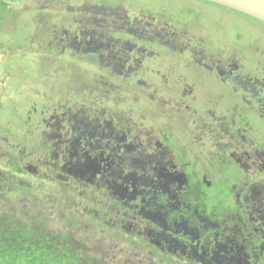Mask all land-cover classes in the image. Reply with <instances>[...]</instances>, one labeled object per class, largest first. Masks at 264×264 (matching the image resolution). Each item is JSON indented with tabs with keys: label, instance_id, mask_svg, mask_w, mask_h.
Listing matches in <instances>:
<instances>
[{
	"label": "flooded vegetation",
	"instance_id": "obj_1",
	"mask_svg": "<svg viewBox=\"0 0 264 264\" xmlns=\"http://www.w3.org/2000/svg\"><path fill=\"white\" fill-rule=\"evenodd\" d=\"M29 1L27 53L50 90L0 122V217L44 222L99 264H264V31L242 29L250 15Z\"/></svg>",
	"mask_w": 264,
	"mask_h": 264
},
{
	"label": "rangeland",
	"instance_id": "obj_2",
	"mask_svg": "<svg viewBox=\"0 0 264 264\" xmlns=\"http://www.w3.org/2000/svg\"><path fill=\"white\" fill-rule=\"evenodd\" d=\"M5 1L7 3L5 23L0 30V122L8 125L9 122L14 123L13 113L24 115L32 110V101L45 99L50 87L46 85L48 74L39 72V68L36 67L37 65H44L42 64L43 59H36V54L27 53V50L31 49L29 44L34 36V26L30 23L29 15L21 14L20 11H22L24 3H30V1ZM171 1L183 3L185 0ZM209 5L207 10L212 11L213 15L233 23L230 10L214 4ZM244 18L245 20L240 19L242 29L253 34L264 31V27L256 25L261 21L250 16ZM262 23L264 24V22ZM22 38H27V42L18 45ZM22 133L23 131L17 132L18 135ZM10 149L1 141V153ZM14 149L17 150L18 148Z\"/></svg>",
	"mask_w": 264,
	"mask_h": 264
},
{
	"label": "trees",
	"instance_id": "obj_3",
	"mask_svg": "<svg viewBox=\"0 0 264 264\" xmlns=\"http://www.w3.org/2000/svg\"><path fill=\"white\" fill-rule=\"evenodd\" d=\"M6 11L7 3L1 0V27ZM72 237L52 231L44 222L28 223L1 212L0 264H99L93 251L86 245L83 254V246Z\"/></svg>",
	"mask_w": 264,
	"mask_h": 264
},
{
	"label": "water",
	"instance_id": "obj_4",
	"mask_svg": "<svg viewBox=\"0 0 264 264\" xmlns=\"http://www.w3.org/2000/svg\"><path fill=\"white\" fill-rule=\"evenodd\" d=\"M235 10H239L247 15L264 22V0H209Z\"/></svg>",
	"mask_w": 264,
	"mask_h": 264
}]
</instances>
